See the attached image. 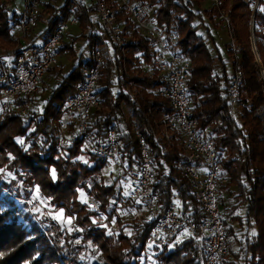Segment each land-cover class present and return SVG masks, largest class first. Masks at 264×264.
I'll return each instance as SVG.
<instances>
[{"label": "trees", "instance_id": "1", "mask_svg": "<svg viewBox=\"0 0 264 264\" xmlns=\"http://www.w3.org/2000/svg\"><path fill=\"white\" fill-rule=\"evenodd\" d=\"M12 1L14 0H0V46L4 48L15 46L12 19L18 13L10 10L8 3ZM179 1L180 3L177 0H167L157 9L155 17L160 27L168 26L174 14L181 17V48L192 65L189 85L194 92V117L201 127H213L221 165L230 179L223 195L227 193L229 197L239 198L237 208L244 210L242 216L235 215L232 223L226 226L231 254L222 264H264V140L260 138L263 135V124L259 118L254 117L264 107V12L259 10L264 5V0H260L254 16V36L259 60L251 44L250 28L254 9L250 5L242 0H224L220 10L211 8L210 11H205V16L213 21L220 17L221 10L226 11L231 40L241 45L233 62V72H240L243 76L239 91L240 101L245 104L241 108L243 127L234 123L232 118L227 99L228 74L221 55H214L205 37L199 33L205 27L206 18L192 10L194 3L199 5L205 0H188L186 3L185 0ZM256 1L251 0L252 5ZM48 3V0L44 2L45 5H49ZM95 12V8L91 7L81 15L83 30H88L89 17ZM66 17L65 7L50 8L47 26L36 35L37 38L48 39L54 27ZM220 23L227 25L224 19ZM150 41L143 35H136L128 53L131 64L138 61L135 57L137 53H141L146 62L151 61ZM98 42V39L90 37L87 47H93ZM69 48L72 49L67 45L62 50ZM229 53L233 54L231 50ZM259 61L262 62L263 70ZM82 67L80 60L70 74L53 86L37 124L25 122L23 117L15 113L0 120V167H6L12 172L16 180L23 183L25 191L39 186L51 206L66 208L71 216L81 211L84 215L82 218L77 217V224L84 230L85 240H93V243L99 244L108 264H145L142 253L153 223L148 220L138 227L134 240L121 235L118 241H110L112 247L108 246L105 229L94 223V213L88 212V207L79 199L80 191H84L106 212L114 201L117 206L120 205L119 208L127 209L130 205L143 210L132 203L129 195H125L126 191L119 185V180L110 185L103 181V170L108 164L100 163L83 140L71 147L62 148L50 126V120L57 116V109L75 95L76 87L82 81ZM220 67L224 68L222 73L217 71ZM2 72L10 73L4 59L0 57V73ZM107 76L108 70H103L100 79V97L103 100L99 113H104L103 108L106 107L107 110H113V114L97 116L93 124L94 137L103 139L110 129L115 128V120L125 117L120 105L123 101L126 102L133 110L135 123H130L125 117L126 130H119L118 133L125 157L128 160L139 158V142L134 132L138 128L146 136L154 170L160 177L154 188L162 193L163 202L168 203L174 195L182 209L191 211L193 220L200 223L204 215L196 195L181 172L183 162L180 149L177 145L170 147L165 141L157 143L153 139V133L157 132L156 123L165 113L171 112V109L167 100L147 91L157 89L162 83L157 76L150 77L144 73V97L137 103L119 94L118 102L112 108L111 85ZM221 111L225 113V117L222 118V126L217 127L214 122L220 118ZM18 139L22 142H18ZM82 156H88L87 163L80 160ZM223 207L226 208L224 204ZM1 210L0 204V264H76L70 238L62 243L60 236L53 235L51 241L36 227H33L32 232L27 231V227L19 221L16 209L11 207L4 212ZM203 249L202 243H195L191 237H185L175 243L172 249L160 251L158 258L163 264H205ZM151 264L155 262L151 261Z\"/></svg>", "mask_w": 264, "mask_h": 264}, {"label": "built area", "instance_id": "2", "mask_svg": "<svg viewBox=\"0 0 264 264\" xmlns=\"http://www.w3.org/2000/svg\"><path fill=\"white\" fill-rule=\"evenodd\" d=\"M45 1L24 0L23 12L12 19L15 46L3 52L0 49V57L8 61L6 65L10 71L9 74L0 73V120L15 113L25 122L37 124L42 114L39 93L43 88L52 93L53 86L46 81L60 67L61 57L71 50L62 49L73 46L72 29L79 28L80 37H86L85 48L79 57L83 64L82 81L77 85L75 95L68 98L57 109V116L50 120L59 146L67 148L83 140L100 163H115L122 169L124 190L153 223L142 253L145 264H151V261L163 264L158 258L160 251L170 248L183 230L188 231V237L195 243L204 245L205 264H222L231 254L226 233L231 219L221 200L230 179L221 165L213 127H201L194 117V92L189 85L192 65L181 48V17L174 14L168 26H159L155 12L167 0H63V4L56 8H66V19L54 27L48 39L43 37L37 43L39 38L31 35L40 26ZM205 1L211 8L219 10L224 3V0ZM91 7L96 12L89 17L88 30H83L80 17ZM219 18L229 23L226 11L221 10ZM137 34L151 40L150 62L137 53L138 61L130 63L128 53ZM90 37L98 39V44L87 47ZM103 70H108L112 108L117 104L119 94L137 103L144 97V73L157 76L162 83L157 89L147 91L167 100L171 109L156 123L157 132L153 133V139L157 143L165 141L170 147L177 145L180 149L181 172L204 215L200 223L193 220L191 211L182 209L174 195L168 203L163 202L162 193L154 188L160 177L154 170L146 136L138 128L134 132L139 142V158L128 160L125 157L118 133L126 130V119L135 123L133 110L126 102L120 105L126 119L118 117L115 128L110 129L103 139L94 137L92 131L97 116L113 114V110L99 113L103 100L100 97ZM242 79L240 72L230 76L227 99L232 114L242 105L239 98ZM151 105L154 106L153 101ZM220 115L214 122L217 127L222 126L225 113L221 111ZM127 208L133 207L129 205Z\"/></svg>", "mask_w": 264, "mask_h": 264}, {"label": "rangeland", "instance_id": "3", "mask_svg": "<svg viewBox=\"0 0 264 264\" xmlns=\"http://www.w3.org/2000/svg\"><path fill=\"white\" fill-rule=\"evenodd\" d=\"M242 1L250 5V7L254 10L258 2L257 0L256 3L252 5L251 0ZM48 2L49 5H45L43 13L41 15L40 26L33 32V35H31V37H37L36 35H38L46 28V24L50 16V8L52 9V7L54 6L60 7L63 4V0H48ZM177 2L180 3L179 0H177ZM186 2H188V0H185V3ZM8 6L12 12L15 11L21 14L24 8V0H14L11 3L9 2ZM210 9L211 5L206 1L202 2L199 5L197 3H194L192 7V10L195 13H200L204 16L205 11H210ZM259 10L264 12V5L261 6ZM205 18V27L199 33L207 40L211 52L214 55H221L223 64H225L226 72L228 74L229 85L230 76L234 73L233 62H235L234 60L236 59V53L239 52L241 45L238 42H233L231 40V35L228 29V22H226V25L220 23V21L222 20L221 18H216L214 21L209 17L205 16ZM250 31L252 32V22ZM71 36L75 38L72 43V49L61 57L60 67L55 72H53L52 77L48 78V80L46 81L47 84H50L52 86L58 84L65 76L72 72V70L78 63L80 54L85 48L86 40L85 37H80L81 31L79 28H73L71 31ZM37 42L40 43L41 39H38ZM0 49L3 52L12 48H4L0 46ZM230 50L233 54L229 53ZM4 62L5 64L8 63V61L6 60H4ZM258 63L263 68L262 62L259 61ZM217 71L219 73H222L224 71V68L220 67ZM114 91L115 93H117L116 89H114ZM49 95L50 93L45 92L44 88L39 93V106L42 111L44 103ZM244 107L245 104L243 103L240 107H236L233 110L232 116L233 121H235L234 123H237V125L242 127L244 125L241 117V112ZM100 110H102V107L100 108ZM103 111L107 112L106 107L103 108ZM254 117L259 118L263 124V135L260 138L264 140V107H261L256 112V114H254ZM17 141L21 143L20 139H18ZM80 160L84 163H87L88 156H82L80 157ZM53 172L55 173L54 170L52 171V173ZM121 175L122 169L116 166L115 163H110L103 170L102 179L107 185L112 184L115 180H119V185L122 186ZM37 189H39L38 192ZM81 193H83V197L81 196ZM79 199L88 207V212L94 213V223L98 224L100 228L105 229L104 234L106 243L108 242V246L110 247H112L110 241H118V238L121 235L127 236L130 240H134V238L136 237L137 228L141 227L145 221H148L147 214L136 207H133L132 209L119 208L120 205L118 204L117 206L116 201H114L113 205L111 204L107 209L108 212H106L100 207L98 203H96V201L89 198L84 191H80ZM234 199L236 204L240 202L239 198H237L236 196H234ZM175 201L179 203L178 200ZM91 203H93L92 205L95 206H91ZM0 204L2 207L1 211L3 212L5 209H10L11 207L12 209H16L19 221L27 227L25 229L29 232L33 231V227H36L37 230L39 229L40 231H42V233L49 239H51V241H53V235L60 236L62 239V243L65 241V239L70 238L69 241H71L74 247L73 255L76 260V264H108L103 255V249L99 247V244L93 243V240H85V236L83 235L84 230H82L77 224V217L82 218L84 215L81 213V211H78V214L71 216L68 215L69 211L66 208H56L55 206H51L48 203V200H46L42 195L39 186H35V188L31 190L25 191L23 183L18 182L15 175L12 172L8 171L6 167H0ZM116 206L118 207L117 210H115ZM61 210L63 212L62 217L59 216ZM227 210L229 211V209ZM230 211L228 213V216L232 221L235 215H233V210L231 212ZM109 217H112V219L109 220ZM69 218L71 221L70 223ZM188 234L189 233L186 230L181 231L175 239V242L182 241L185 237H188ZM120 245L124 246L123 244Z\"/></svg>", "mask_w": 264, "mask_h": 264}, {"label": "crops", "instance_id": "4", "mask_svg": "<svg viewBox=\"0 0 264 264\" xmlns=\"http://www.w3.org/2000/svg\"><path fill=\"white\" fill-rule=\"evenodd\" d=\"M39 39H41V41H42V38H39ZM37 43H39V42H37ZM41 91H42V89H41ZM223 197H224L223 204L226 206L227 209H229V211L230 210L231 211L233 210V212H234L233 215H239V216H242L243 215L244 210L243 209H240V208H237V204L235 203V199L234 198L229 197L227 193H225L223 195ZM226 208H224V209L226 210V215H228L229 211ZM230 223H232L231 220H230ZM175 243H177V242L174 241L173 244L170 246V249H171L172 246H174Z\"/></svg>", "mask_w": 264, "mask_h": 264}, {"label": "water", "instance_id": "5", "mask_svg": "<svg viewBox=\"0 0 264 264\" xmlns=\"http://www.w3.org/2000/svg\"><path fill=\"white\" fill-rule=\"evenodd\" d=\"M259 2H260V0H258L257 5H256L255 10H254L253 21H252V38H251L252 46H253V52L256 53L257 59H260V58H259V55L257 52L256 41H255V36H254V32H255V17L254 16H255V13L258 9ZM261 68H262V66H261ZM262 70H263V68H262ZM263 77H264V73H263Z\"/></svg>", "mask_w": 264, "mask_h": 264}, {"label": "snow or ice", "instance_id": "6", "mask_svg": "<svg viewBox=\"0 0 264 264\" xmlns=\"http://www.w3.org/2000/svg\"><path fill=\"white\" fill-rule=\"evenodd\" d=\"M22 142V141H21ZM53 176H55V173L53 172ZM39 191V189H37V192ZM125 195H129V193L128 192H125ZM81 196L83 197V193H81ZM59 216H63V212H62V210H61V212L59 213ZM71 221H70V218H69V223H70Z\"/></svg>", "mask_w": 264, "mask_h": 264}]
</instances>
